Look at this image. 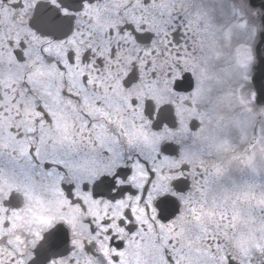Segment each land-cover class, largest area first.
<instances>
[{
    "label": "snow or ice",
    "instance_id": "snow-or-ice-1",
    "mask_svg": "<svg viewBox=\"0 0 264 264\" xmlns=\"http://www.w3.org/2000/svg\"><path fill=\"white\" fill-rule=\"evenodd\" d=\"M0 264H264V0H0Z\"/></svg>",
    "mask_w": 264,
    "mask_h": 264
}]
</instances>
